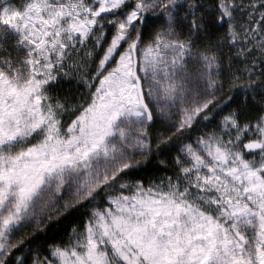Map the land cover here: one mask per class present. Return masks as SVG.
<instances>
[{
	"label": "snow or ice",
	"instance_id": "obj_1",
	"mask_svg": "<svg viewBox=\"0 0 264 264\" xmlns=\"http://www.w3.org/2000/svg\"><path fill=\"white\" fill-rule=\"evenodd\" d=\"M0 264H264V0H0Z\"/></svg>",
	"mask_w": 264,
	"mask_h": 264
},
{
	"label": "trees",
	"instance_id": "obj_2",
	"mask_svg": "<svg viewBox=\"0 0 264 264\" xmlns=\"http://www.w3.org/2000/svg\"><path fill=\"white\" fill-rule=\"evenodd\" d=\"M232 94L233 93H227V91L225 90L219 95L221 101H223L226 95H232ZM159 130L164 131L163 128H160ZM164 158L168 159L169 157H164ZM165 171L166 169H164L163 167L156 166L155 164H153V165H148L144 169H142L140 172V176L144 178L155 177L162 175ZM84 214H85L84 208H75L66 212L63 216L60 217L59 221L56 224L45 230V237L49 238L50 242L59 241L63 239L74 224L81 223Z\"/></svg>",
	"mask_w": 264,
	"mask_h": 264
}]
</instances>
